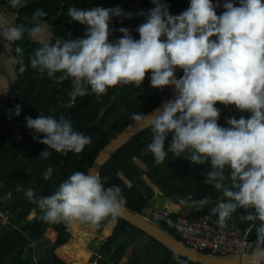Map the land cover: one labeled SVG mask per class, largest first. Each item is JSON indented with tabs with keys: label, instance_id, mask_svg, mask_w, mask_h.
Instances as JSON below:
<instances>
[{
	"label": "clouds",
	"instance_id": "9594fccd",
	"mask_svg": "<svg viewBox=\"0 0 264 264\" xmlns=\"http://www.w3.org/2000/svg\"><path fill=\"white\" fill-rule=\"evenodd\" d=\"M29 2L9 0V6L18 10ZM151 2L154 7L137 14L144 17L135 28L138 39L132 30L121 27L122 36L110 40L113 17L121 22L132 19V13L118 6L70 7L71 21L86 26L83 36L44 43L35 50L31 68L49 78L70 79L73 94L81 97L89 92L100 97L117 85L139 88L149 72L154 89L173 87L174 99L150 114L133 113L130 119L140 130H151L147 149L155 164H162L169 153L183 155L191 164H210L203 183L223 196L211 213L225 226L237 210H243L239 219L251 222L256 235L244 264H264V0H238V6L225 2L219 15L213 0H190L187 9L176 15L162 0ZM46 16L37 9L28 29L15 26L14 20L0 19V43L10 46L23 39L25 32L29 39L40 40L50 32L49 26L40 23ZM12 51L22 53L18 46ZM177 68L183 70L179 79ZM25 71L21 60L19 72ZM218 103L249 115L229 117L222 126ZM20 111L16 105L15 115ZM26 123L36 133L33 139L47 146L38 159L49 158V150L79 154L91 143L64 116H27ZM51 173L49 167L44 178ZM24 194L37 206L43 222L91 228L107 217H119L126 203L118 185L105 187L92 171H75L50 195L37 196L32 188ZM208 203L205 197L194 206L199 210Z\"/></svg>",
	"mask_w": 264,
	"mask_h": 264
},
{
	"label": "trees",
	"instance_id": "16d2710c",
	"mask_svg": "<svg viewBox=\"0 0 264 264\" xmlns=\"http://www.w3.org/2000/svg\"><path fill=\"white\" fill-rule=\"evenodd\" d=\"M162 2L169 6L171 14L176 15L187 9L190 0ZM236 5L238 6V2ZM97 6H118L132 13V19H123L122 22L120 17L112 18L114 32L110 40L122 36L118 31L121 27L132 30V35L138 39L139 34L135 32V28L143 22L144 17L137 14L154 7L151 0H37L18 11L9 6V0H0V19L13 20L19 15L15 26L25 29L33 26L32 16L37 9L47 13L46 17L40 18V23L45 26H49L63 10L62 17L52 28V36L47 33L46 40L33 41L25 32L23 39L10 46L0 43V57L17 46L22 49L21 54L13 51L12 55L1 62L11 84V95L6 100L1 98L8 93V80L0 68L1 79L3 77L0 85V210L9 216L7 224L0 223V264H65L57 254V249L71 238V224H50L40 220L39 209L28 200L25 191L32 188L37 196H47L75 171L88 172L100 149L132 122L130 116L133 113L146 114L170 96L164 90L154 89L150 85V79L145 77L139 88L134 85H117L100 97L91 92L81 97L73 94L70 79L61 81L49 78L46 73L42 74L31 68L29 59L34 58L35 50L44 43L83 36L86 26L71 21L67 14L70 7L88 9ZM72 26L75 28L71 30ZM9 60L12 63L11 74L6 70ZM21 60L26 67L23 73L19 72ZM179 74L180 77L183 76L180 68ZM59 75L57 73V77ZM16 105L21 106L18 116L15 115ZM221 106L217 104V107ZM102 112L104 116L101 118ZM40 114L56 118L64 116L71 121L75 131L90 137L91 143L79 154L49 150V158L38 159L47 146L33 139L36 133L27 128L26 117L35 119ZM241 115L247 118L249 114L236 109L230 113L221 111L218 123L226 126L225 121L229 117L240 118ZM40 139H43L42 134ZM170 140L171 136L166 138V149ZM150 142L151 130L146 129L116 150L101 169L100 179L104 186L118 185L126 198L125 206L143 217H146L144 211H147L148 204L160 195L171 204L179 206V210L171 215L173 219L179 216L189 219H218L211 213V208L223 199L222 193L203 183L204 173L210 170V164H191L181 155L178 160L180 170L175 163L178 157H174L172 153L168 154L162 164H155L147 149ZM49 167L52 173L49 179H45L44 172ZM205 197L209 199V203L197 210L194 202ZM181 200L187 203L182 204ZM242 214L243 210H237L227 221L238 231L251 227V222L239 219ZM111 221L116 222L111 237L100 242L96 253L90 257L89 264H195L118 217H107L99 226L108 225ZM157 225L181 240L169 225ZM49 227L56 230L55 240L47 235ZM249 237L256 239L255 229L252 227ZM85 255L84 252L79 254L78 263H82L81 259Z\"/></svg>",
	"mask_w": 264,
	"mask_h": 264
},
{
	"label": "water",
	"instance_id": "95a60500",
	"mask_svg": "<svg viewBox=\"0 0 264 264\" xmlns=\"http://www.w3.org/2000/svg\"><path fill=\"white\" fill-rule=\"evenodd\" d=\"M37 0H32L31 3H35ZM214 3H218V7L216 8L217 14L223 12L225 9L223 7V4L225 2H233L236 4L238 0H214ZM29 4L20 7L18 11L22 10ZM63 10L60 11V14L58 17L51 22L49 25L50 32L49 35L52 36V28L54 24L60 20L62 17ZM19 19V15L15 19H13L15 22ZM75 28V26H72L71 30ZM70 30V32H71ZM69 32V36H70ZM13 51L6 53L2 57H0V68L1 71L6 76V79L8 80V93L5 97L1 98L2 100H6L11 95V84L8 79L7 74L5 73V70L1 66L2 60L7 58L8 56L12 55ZM149 73H146L145 77H148L150 79ZM176 77L179 79V68L175 71ZM165 92L170 94L167 100H171L175 98V92L173 87H167L164 89ZM164 101V102H165ZM163 103V102H162ZM162 103L149 111L146 114H150L154 112L156 109L160 108ZM235 107V106H234ZM237 110V109H236ZM239 111V110H238ZM104 116V112L101 113V118ZM148 128L140 130L135 123L129 122L124 128H122L118 133H116L113 137L110 138V140L100 149L98 152L94 162L92 163L91 167L88 171L94 172L96 175L100 177V172L103 167V165L109 160V158L115 153L116 150L124 146L127 142H129L134 136L141 133L142 131L146 130ZM122 220H125L132 225H134L136 228L144 232L147 236L153 238L157 242H160L165 247H167L169 250L175 252L176 254L180 255L182 258L189 260L192 263L195 264H244L243 257L245 255H238V256H219V255H209L206 253L198 252L195 250L190 249L185 244L181 242L176 236L169 234L168 232L160 229L157 224L151 222L147 218L143 217L142 215L137 214L136 212H133L131 209H129L127 206L124 205V211L123 213L118 217ZM247 255V254H246Z\"/></svg>",
	"mask_w": 264,
	"mask_h": 264
},
{
	"label": "built area",
	"instance_id": "2783aa9c",
	"mask_svg": "<svg viewBox=\"0 0 264 264\" xmlns=\"http://www.w3.org/2000/svg\"><path fill=\"white\" fill-rule=\"evenodd\" d=\"M169 205L170 209L167 208L168 205L161 209L158 205L148 204L149 217L145 218L155 224L169 225L175 234L181 237V242L190 249L209 255L228 257L246 255L252 250L256 239H251L249 235L245 238L251 227L238 231L229 222H226L225 226H220L218 219L210 217L189 219L179 216L173 219L171 215L178 210V205ZM8 222V213L0 210V223L5 225Z\"/></svg>",
	"mask_w": 264,
	"mask_h": 264
},
{
	"label": "rangeland",
	"instance_id": "374dc122",
	"mask_svg": "<svg viewBox=\"0 0 264 264\" xmlns=\"http://www.w3.org/2000/svg\"><path fill=\"white\" fill-rule=\"evenodd\" d=\"M46 39L47 36L37 41L41 42ZM30 61L31 59H29V62ZM10 62L11 61L9 60L6 70L8 73L11 74L12 63ZM2 79L0 74V85L2 83ZM219 108L221 111H226L229 113L233 112V110L236 109L234 106L225 107L223 105ZM179 157L175 159V163L178 168H180V165L178 164ZM180 170L182 169L180 168ZM168 203L170 202L166 201L163 196L157 195L155 201L151 202L150 204L158 205L161 209L168 205L167 208L170 209V205ZM144 215L146 217H149V212L144 211ZM32 216H34V214ZM115 226V221H111L110 223H108V225L99 226L97 228H91L87 225H82L79 223H72V236L65 245L60 246L57 249V254L60 256V258L65 264H89V259L94 253H96L100 242H103L105 239L111 237ZM47 235H49L54 240L56 239L55 233L51 229V227L48 228ZM81 252H84L86 255L83 259H81L82 263H78L77 258Z\"/></svg>",
	"mask_w": 264,
	"mask_h": 264
},
{
	"label": "crops",
	"instance_id": "0c3cea01",
	"mask_svg": "<svg viewBox=\"0 0 264 264\" xmlns=\"http://www.w3.org/2000/svg\"><path fill=\"white\" fill-rule=\"evenodd\" d=\"M168 204H170V203H168ZM171 205H175V204H171ZM178 210H179V206H178ZM178 210H176V211H178ZM54 233H55V237H56V230H55V228H54Z\"/></svg>",
	"mask_w": 264,
	"mask_h": 264
}]
</instances>
